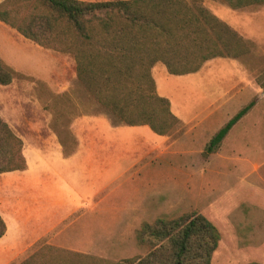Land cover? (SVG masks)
Returning a JSON list of instances; mask_svg holds the SVG:
<instances>
[{
    "label": "rangeland",
    "instance_id": "374dc122",
    "mask_svg": "<svg viewBox=\"0 0 264 264\" xmlns=\"http://www.w3.org/2000/svg\"><path fill=\"white\" fill-rule=\"evenodd\" d=\"M205 5L252 43L251 52L245 60H210L197 73L182 76L169 74L163 64H157L152 73L158 94L169 99L179 119V125L167 136L147 126L120 125L121 130L112 131L102 121L107 115L78 80L70 55L42 48L0 22V58L28 78L0 85V117L22 140L24 156L35 150L47 152L42 164L38 163L41 168L34 172L5 174L8 180L7 188L0 191L2 202L12 205L16 192L10 186L20 179L22 189L31 181L32 189H44L45 198L37 205L47 217L57 203L65 208L92 205L102 186V171L110 167L114 151L129 152L130 160L122 165L136 163L120 177L116 175L118 166L116 173L110 169L109 177L114 181L107 193L98 197L101 206L84 210L78 224L80 229L91 230L81 231L77 242L90 248H60L47 238L13 257L10 264L138 260L147 253L136 239L143 223L193 212L204 215L220 233L213 264H264V5L241 10L218 1H206ZM248 105L251 109L219 148L206 153L211 139ZM89 120L95 121L92 124ZM58 133L68 140L71 135L77 142L76 137H96L97 145L108 156L93 161L99 162L96 172L88 170L84 155L63 164L55 151L56 143L60 144ZM138 171L142 173L138 175ZM93 178L97 184L91 182ZM3 216L8 231L0 240V261L7 260L8 251L12 248L14 253L26 237L22 221L14 225V215L4 212ZM69 242L68 246L76 247L75 240Z\"/></svg>",
    "mask_w": 264,
    "mask_h": 264
},
{
    "label": "trees",
    "instance_id": "16d2710c",
    "mask_svg": "<svg viewBox=\"0 0 264 264\" xmlns=\"http://www.w3.org/2000/svg\"><path fill=\"white\" fill-rule=\"evenodd\" d=\"M206 1L241 10L264 0H5L0 22L42 48L70 55L77 78L115 126H147L167 136L179 125L169 99L158 94L153 68L172 75L197 73L216 58L245 60L252 43L214 15ZM21 2V5H20ZM25 14V16H24ZM28 79L0 58V85ZM238 112L210 141L213 153L251 109ZM58 133L64 155L78 147ZM24 144L0 117V175L23 171ZM7 225L0 215V239ZM137 242L147 253L138 260L106 264H213L220 233L197 212L143 223ZM259 264V263H251Z\"/></svg>",
    "mask_w": 264,
    "mask_h": 264
},
{
    "label": "crops",
    "instance_id": "0c3cea01",
    "mask_svg": "<svg viewBox=\"0 0 264 264\" xmlns=\"http://www.w3.org/2000/svg\"><path fill=\"white\" fill-rule=\"evenodd\" d=\"M4 1L5 0H0V4ZM106 117L108 120L104 119L102 121L109 128H111V130L113 129L112 131H118L121 130V128H123V126L120 127L113 126L109 116L107 115ZM93 121L95 120H89V122L92 124ZM136 127H142V126H136ZM76 138L78 139V147L77 150L72 155L65 156L62 146L57 142L55 148L56 156L60 157L62 163L64 164L68 161L72 162L73 160H76L84 155V161H87L88 170H93L94 172H96L99 162L93 164V161H98V158L100 157L107 158L108 154H106L105 151L102 150L97 145L96 137L90 136L84 139L78 137ZM52 148L50 147L49 150H51ZM46 153L47 152L39 151V150L25 153V158L27 161V169H25L26 174L34 172L36 168L38 169L41 168V166L38 165V163L41 161L42 164V162L45 159L44 156L46 155ZM37 154H40L41 156ZM110 158L113 162L110 164V167L108 168L105 167L102 171V177L100 179L102 182V186L101 188L97 189L96 194H94L95 197L94 204L91 205L90 203H85L84 206H82L83 205L82 204L79 207L75 205H70V206L68 205L65 208V204L61 205L60 203H57L54 205V208L52 210L54 212L51 215H49V217H47L43 212V209H39L37 205V203L40 204V200L42 198H45V191L43 188L32 189V185H31L32 181H31L22 189V183L20 182V179H18L15 184L12 182L10 188L14 193L16 192L15 199H13L14 201L12 202V205L8 207L2 202V198L0 197V215L4 219V221H5V218L3 216L4 212L10 213L11 216L14 215V221H13L14 225L17 224V221H22L23 225L21 228H23V232H25L26 237L23 238L22 245L18 243V246H16V250H14V253L12 248L10 249V251H8L10 257L7 260L2 259L0 261L1 264H10L13 257L16 258L17 256L25 253L34 245L38 244L40 241H43L44 239L47 238L50 239V243L52 245L60 248H69V249L80 248L82 250L83 248L85 249L90 248L89 246H81V244L77 242L78 235L80 234L81 231L89 232L91 230L90 227H89L90 230L88 228L80 229V225L78 224L84 214V210L85 209L95 210L101 206V204L98 202V197H100L104 193H107V190L109 189V187L112 186L114 181V179H111V176L109 177L110 169H111V173L115 172L114 169L118 166L116 175L120 177L121 175L124 174V172H129L130 170L136 167V163H132V162L128 166L122 165V162L124 163L125 160H130L129 152H125L123 154L122 151L119 152L114 151L113 155L110 156ZM116 159H120V161H117ZM139 159H142V153ZM52 170L54 171L58 179H63L62 176L59 175L58 171L54 169ZM140 172L141 171L137 172L138 175ZM5 174L6 175L9 174V176H13L15 174H19V171L8 172L0 175V191L1 190L3 191L5 188H7L6 182L8 179H5L6 176ZM40 174L45 176L43 170H41ZM89 175H92V173H89ZM38 177H41L43 180H46V177L43 176H38ZM91 182L97 184L96 178H93ZM19 194H21L22 196H20ZM33 208H37L36 215L33 214ZM88 222L90 221H87L86 223ZM7 231H8V227H7ZM112 238L113 237H111L110 239ZM70 240H75V243H77L78 246L77 245L76 247L68 246V243L70 244L69 242ZM88 253L94 254L95 252L88 251Z\"/></svg>",
    "mask_w": 264,
    "mask_h": 264
}]
</instances>
